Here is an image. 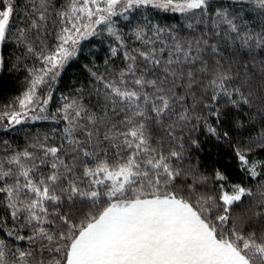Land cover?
Here are the masks:
<instances>
[{
  "label": "snow or ice",
  "instance_id": "6c2138e0",
  "mask_svg": "<svg viewBox=\"0 0 264 264\" xmlns=\"http://www.w3.org/2000/svg\"><path fill=\"white\" fill-rule=\"evenodd\" d=\"M243 3L29 0L13 31L16 4L2 0L0 44L14 35L39 67L29 69L26 90L0 120L11 127L51 118L64 127L59 143L38 136L0 158V232L25 242L0 239V264H264V159L252 158L264 151V0H251L258 10L251 26L229 11ZM139 8L180 13L186 24L152 26L150 34L136 26L141 47L124 50L122 67L89 69L87 101L78 90L46 115L81 43L103 27L125 48L113 17ZM184 27L191 31L179 34ZM231 111L247 123L225 129ZM257 123L247 143L231 134ZM201 129L228 143L239 183L226 167L209 176L193 162ZM243 177L256 181L255 192Z\"/></svg>",
  "mask_w": 264,
  "mask_h": 264
},
{
  "label": "trees",
  "instance_id": "16d2710c",
  "mask_svg": "<svg viewBox=\"0 0 264 264\" xmlns=\"http://www.w3.org/2000/svg\"><path fill=\"white\" fill-rule=\"evenodd\" d=\"M16 4L14 15L10 18V24L15 27L23 26L24 22V4L29 0H12ZM62 3L63 0H60ZM232 0H220V3L226 6ZM243 8V11L240 9ZM229 11H234L238 15L248 21V25L258 23V10L251 3V0H244V3L236 4L235 9L229 8ZM127 16L128 19L124 17ZM114 27L123 35L125 41V48H120L119 42L107 34L103 27L98 29V34L83 41L80 46V51L77 57L72 60L69 66L62 72L52 89V98L47 106L45 113L49 117L56 111L58 107L64 103V97L69 101L80 95L78 90H83L85 101L89 97L94 79L90 75L89 69L94 72L103 73L106 67L115 69L123 66V52L126 49L141 47L139 41H136L132 35V31L136 26H147L150 34L152 26H159L162 28L180 30L186 24V19L180 13H173L171 11L165 12L158 9H133L123 13V15L113 17ZM258 30V29H257ZM191 31L186 27L179 34L187 35ZM47 43L52 45L54 43V35H49ZM117 47L119 51L116 56L111 53V48ZM108 62L107 65L105 62ZM39 67V61L32 54L27 53L24 45L17 42L14 35L4 43L0 44V112L10 110L8 106L14 104L17 97L21 96L28 86L29 69ZM47 89H45V92ZM252 114L255 115V109H252ZM249 109L245 108L243 113H248ZM237 116L235 111H231L223 127L226 129L233 124L236 119H242L247 123L248 117L245 114ZM257 120L259 118L257 117ZM64 127L63 121L57 123L53 119L25 122L8 127L5 125L0 128V158L5 152L18 151L26 148L36 137L41 139L47 135L49 137L48 143H59V134ZM260 130V125L257 123L254 129L238 130L232 127V136L235 139L243 140L245 143L249 140V131L255 135ZM202 142V150L193 153V162L200 166V170L209 176L216 168L225 170L230 174V180L239 183L243 174L236 170V162L232 157L230 146L227 142H217L214 138L208 135L201 129L195 134ZM253 159H264V151L255 149ZM246 186L252 187L254 192L258 187L256 181H249L247 177H243ZM211 189L212 185H208ZM257 195H259L257 193ZM245 202V206L247 205ZM245 206L236 209L239 214L243 211ZM0 239H5L10 247L23 245L25 242L16 241L14 237H6L4 233L0 232Z\"/></svg>",
  "mask_w": 264,
  "mask_h": 264
},
{
  "label": "rangeland",
  "instance_id": "374dc122",
  "mask_svg": "<svg viewBox=\"0 0 264 264\" xmlns=\"http://www.w3.org/2000/svg\"><path fill=\"white\" fill-rule=\"evenodd\" d=\"M0 3H2V0H0ZM5 125H7V119L0 120V128H3Z\"/></svg>",
  "mask_w": 264,
  "mask_h": 264
}]
</instances>
